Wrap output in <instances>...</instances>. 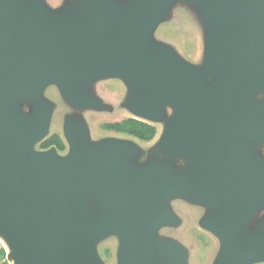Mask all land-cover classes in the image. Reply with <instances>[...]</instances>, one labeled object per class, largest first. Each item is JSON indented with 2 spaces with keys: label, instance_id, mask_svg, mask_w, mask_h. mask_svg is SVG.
<instances>
[{
  "label": "water",
  "instance_id": "obj_1",
  "mask_svg": "<svg viewBox=\"0 0 264 264\" xmlns=\"http://www.w3.org/2000/svg\"><path fill=\"white\" fill-rule=\"evenodd\" d=\"M191 1L207 23L200 66L154 35L176 0H0V236L14 264H106L109 234L118 264H189L160 233L182 222L177 198L205 208L213 264L264 263V0ZM114 77L134 116L164 123L146 159L131 138L93 139L76 113L66 154L36 149L49 84L75 108L108 110L95 85Z\"/></svg>",
  "mask_w": 264,
  "mask_h": 264
},
{
  "label": "rangeland",
  "instance_id": "obj_2",
  "mask_svg": "<svg viewBox=\"0 0 264 264\" xmlns=\"http://www.w3.org/2000/svg\"><path fill=\"white\" fill-rule=\"evenodd\" d=\"M46 1L50 6L57 8L66 0ZM206 32L207 23L193 2L191 0H176L168 16L156 27L154 35L157 39L173 46L185 59L200 66L205 59ZM95 86L97 95L110 104V109L75 108L62 98L57 85L49 84L47 86L45 95L55 102V109L52 115L50 131L46 137L52 133H59L66 142L64 134L65 117L67 114L76 113L82 115L89 124L93 139H100L106 136L131 138L141 145L143 149L141 159H146L152 146L158 141L164 123H153L157 127V134L150 141H142L132 135L108 129L106 123L119 121L127 117H137L123 104L127 87L120 78L102 79ZM24 109L28 111L29 106L26 105ZM170 113L171 111L169 110L168 114ZM36 149H41V142L36 145ZM68 149L67 143L66 149L59 152L66 154ZM262 152L264 153V146L262 147ZM172 204L176 212L183 218V223L176 231L164 228L161 233L172 232L173 236L187 247L190 253L189 264H211L219 248L216 243L217 237L213 233L209 232V234L206 231H202V229L198 228L200 225L195 224V221H200L198 219L201 218L198 215L202 214L203 209L197 205L193 206V203L180 198L174 199ZM211 240L213 241L211 242ZM119 245L120 240L115 234H109L97 243V250L106 264H118ZM1 247L6 249V253H0V264H14V260L9 255L11 252L10 246L2 236H0Z\"/></svg>",
  "mask_w": 264,
  "mask_h": 264
},
{
  "label": "trees",
  "instance_id": "obj_3",
  "mask_svg": "<svg viewBox=\"0 0 264 264\" xmlns=\"http://www.w3.org/2000/svg\"><path fill=\"white\" fill-rule=\"evenodd\" d=\"M108 129L132 135L142 141H150L157 134L156 125L135 117H127L119 121L106 123ZM56 146L59 151L66 148V143L59 133H52L41 142V148ZM0 253H6L4 247L0 248ZM264 264V263H260Z\"/></svg>",
  "mask_w": 264,
  "mask_h": 264
},
{
  "label": "flooded vegetation",
  "instance_id": "obj_4",
  "mask_svg": "<svg viewBox=\"0 0 264 264\" xmlns=\"http://www.w3.org/2000/svg\"><path fill=\"white\" fill-rule=\"evenodd\" d=\"M109 104V103H108ZM153 124V123H152ZM122 133V132H121ZM65 141V140H64ZM66 144L68 143L67 142V140H66V142H65ZM68 147H69V144H68ZM41 149H45V148H41ZM47 149V148H46ZM66 149V148H65ZM174 201V199L173 200H171V206L173 207V209L175 210V208H174V206H173V204H172V202ZM192 205V204H191ZM198 206V207H201L202 209H203V211H202V214H199L198 216L201 218L202 216L201 215H203L204 213H205V208L203 207V206H201V205H198V204H193V206ZM175 212H176V210H175ZM177 213V212H176ZM178 214V213H177ZM179 215V214H178ZM180 216V215H179ZM181 217V216H180ZM198 217V218H199ZM181 219H182V222L180 223V224H178V225H175V224H169V225H166V226H164V227H162L161 228V230H160V233L162 232V230L165 228V229H169L170 231H176L177 229H178V227L183 223V218L181 217ZM198 220H200V219H198ZM200 223V221H195V224L197 225H200L199 224ZM198 228H200V229H202V231H206V232H210V231H208V230H206L205 228H202L201 227V225L200 226H198ZM211 233V232H210ZM209 233V234H210ZM162 235H164V236H167V237H171V238H176L175 236H173V233L172 232H167L166 234L165 233H161ZM210 237L212 238V236L210 235ZM213 240H211V242H212ZM216 243H217V246H218V248L220 247V242H219V240L218 239H216ZM219 250V249H218ZM215 259V258H214ZM189 261H190V253H189ZM214 261V260H213ZM211 264H213V262L211 263ZM258 264H260V263H258Z\"/></svg>",
  "mask_w": 264,
  "mask_h": 264
}]
</instances>
